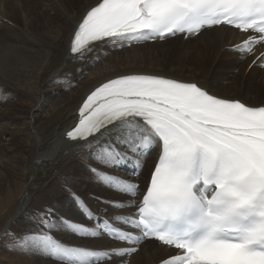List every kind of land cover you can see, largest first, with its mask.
Masks as SVG:
<instances>
[{
	"label": "snow or ice",
	"instance_id": "obj_1",
	"mask_svg": "<svg viewBox=\"0 0 264 264\" xmlns=\"http://www.w3.org/2000/svg\"><path fill=\"white\" fill-rule=\"evenodd\" d=\"M229 29L243 34L231 51L247 59L264 45V0H97L77 20L70 52L83 60L108 44ZM253 65L264 68V52ZM74 120L65 138L108 195L86 201L65 181L85 219L71 222L42 205L28 231L5 230L13 250L45 264H126L150 240L166 250L160 264H264V101L220 98L198 81L125 74L91 91ZM128 164L136 179L112 174Z\"/></svg>",
	"mask_w": 264,
	"mask_h": 264
},
{
	"label": "bare ground",
	"instance_id": "obj_2",
	"mask_svg": "<svg viewBox=\"0 0 264 264\" xmlns=\"http://www.w3.org/2000/svg\"><path fill=\"white\" fill-rule=\"evenodd\" d=\"M13 1L19 3L20 6L8 3L6 13L0 15L2 21L5 20L12 25L4 23L0 26V123L10 113L8 98L18 97V103L23 107L24 104L29 106L28 118L33 119L35 125L33 127L28 121L25 122L27 125L25 124L24 130L14 129L15 132L12 131L10 135L16 142L14 149L8 153L0 151V189L7 186L9 182L7 173L11 172L10 170L23 172L26 169L21 166L30 164L26 175L22 177L23 181L28 184L26 196L22 201L21 197L15 198V201L11 200L13 203L17 201V206L20 207L17 214L19 217L16 218V216L10 225V228L15 224L21 225L16 233H24L33 227L31 214L42 205L51 204L57 216L69 219L71 222H81L85 219L73 200L69 198L64 185L65 181H68L73 191L76 189L82 191V186L88 178V172L80 176L81 183L79 184L76 182L77 177L71 172L72 168H79L80 164L86 161L68 141L64 140V132L74 123L80 101L101 83L125 74H153L185 81H198L213 95L220 98L239 99L241 97L243 102L252 105L264 101V98L260 102L256 98L261 92L264 93V71H250L246 76V68L238 64L231 65L224 56L225 52L222 47L229 38L233 37L230 32H205L194 41L192 44L194 46L185 48V46L176 44V51H174V44L167 45L166 41L161 44H150V49L142 50L146 45L144 44L120 52L115 51L110 53L109 57H106L107 53L101 48H97L86 59L78 62L68 55L70 36L80 16L89 6L95 5L97 0ZM196 42L198 43L195 45ZM149 50L152 56L144 54ZM169 53L172 58L169 57ZM191 53L196 63H184ZM96 59H98L97 62L93 63ZM214 59L227 60L228 67L224 71H218V82L211 81L207 86L203 81L211 80L213 73L216 75L217 68L213 65ZM237 69L242 73L243 81H238L231 74ZM258 76H260L259 83L256 82ZM222 79L227 80L226 86L220 85ZM73 83L74 86H71ZM59 87L63 90L73 89L65 94H59ZM229 88L232 90L231 93ZM227 94L234 96L229 97ZM40 101L44 104L49 101L52 105L48 112H44L43 117L40 116V112L44 110L41 109L44 107L43 104L40 108L36 107ZM2 126L0 127L1 140L3 136L10 134L7 133L6 127ZM31 129H34L35 134L31 132ZM17 140L22 142H17ZM40 158H47V160L43 162ZM154 158L155 153L148 158V161ZM93 193L108 195L102 188L101 190L93 189ZM26 202H28L27 205ZM9 208L12 209V206ZM61 224H63L62 220ZM61 234L68 235L67 230L63 229ZM160 258L162 257L158 249L147 247L125 261L128 260L129 264H158ZM0 263L45 264V261L40 257L19 251H8L5 247L0 249Z\"/></svg>",
	"mask_w": 264,
	"mask_h": 264
},
{
	"label": "rangeland",
	"instance_id": "obj_3",
	"mask_svg": "<svg viewBox=\"0 0 264 264\" xmlns=\"http://www.w3.org/2000/svg\"><path fill=\"white\" fill-rule=\"evenodd\" d=\"M54 2H57V1H54ZM19 13V16H21V13L20 12H18ZM39 14H41V13H39ZM49 15L51 16V13H49ZM18 16V17H19ZM23 16V15H22ZM24 17V16H23ZM171 41V40H170ZM172 42H175V41H172ZM194 43V41L193 42H190L187 46H185V48H187L188 46H191L192 44ZM166 44L168 45L169 44V42L168 41H166ZM176 45H174V51H176V47H175ZM150 49L151 48V46H150V44H146V45H144L143 46V48H142V50H144V49ZM172 49V47L170 48V50ZM183 52V51H182ZM224 52V51H223ZM144 54H146L147 56H152L151 55V51L149 50V51H146V52H144ZM106 55V57H109L110 56V53H108V54H105ZM175 56H177V54L175 55ZM169 57H171L172 58V55H171V53H169ZM173 58H175V57H173ZM99 59V58H98ZM98 59H96L93 63H95V62H97V60ZM167 60L169 61V58H167ZM195 59H194V57H193V55H192V53L187 57V60H186V62H184V63H186V64H188V63H196V61H194ZM92 63V64H93ZM91 64V65H92ZM213 65L214 66H216V68H217V70L215 71L216 72V75H213L212 74V77H211V80H204L203 81V83L204 84H207V86H209V84H210V82L212 81V82H218V80H219V78H218V71H224L227 67H228V64H227V60H224V61H219V60H216V59H214V61H213ZM238 65H240V64H238ZM91 67V66H90ZM246 71V70H245ZM258 71H260V72H263L264 70H258ZM250 72H246V76L249 74ZM231 74L233 75V77L235 78L236 77V79L238 80V81H243L244 79H242L243 77H242V73L239 71V69H237V70H235V71H232L231 72ZM259 77L260 76H258L257 78H256V82H260V79H259ZM223 81V82H222ZM225 82V83H224ZM227 80H225V79H222L221 80V83H220V85H224V86H226L227 84ZM71 86H74V83L73 84H71ZM73 89V88H72ZM72 89H69V90H63V88H61V87H59V89H58V92H59V94H65L66 92H68V91H70V90H72ZM229 92L231 93L232 92V90L229 88ZM230 94H227V96H229ZM234 95H231V96H229V97H233ZM253 97V96H252ZM256 98H257V100L260 102V101H262L263 100V98H264V93H262L261 92V94H259L258 96H256ZM17 99H18V97L17 98H8V100H7V102H8V104L11 106V108H10V106H9V114L5 117V119L0 123V127H3L2 125H4L5 127H6V130H7V133H10V134H8L7 136H3L2 137V140L0 139V151H3V152H5V153H8V152H10L12 149H14V147H15V145H16V142L14 141V139H13V137H10V135H11V132L13 131V132H15V130L16 131H18V130H24L23 128H25V126L27 125V123H25V122H28L29 121V123H30V125H33V127H35V125H34V121H33V119L31 120V119H29L28 118V110H29V106H26V104H24V107H23V105L22 104H20V103H18L17 102ZM240 100H242L243 101V99L240 97L239 98ZM43 104V108H41V109H44V110H42L41 112H40V116H42L43 114V116H45V113L46 112H48V109H49V107H51L52 105H51V103L48 101V102H46L45 104L43 103V102H41L40 101V103H37V105H36V107L37 108H40L41 107V105ZM13 107V108H12ZM22 107V108H21ZM10 109H11V111H10ZM15 110V111H14ZM21 112H20V111ZM24 111V112H23ZM12 112V113H11ZM45 112V113H44ZM20 113H22L23 114V116H22V114H20ZM13 114V115H12ZM15 114V115H14ZM27 114V115H26ZM11 116V117H10ZM16 118H15V117ZM30 116H31V114H30ZM42 116V117H43ZM14 117V118H13ZM20 117V118H19ZM10 118V119H9ZM19 118V119H18ZM28 118V119H27ZM7 119V120H6ZM16 119V120H15ZM23 119H25V121L23 122ZM6 120V121H5ZM15 120V121H14ZM5 121V122H4ZM19 121V122H18ZM21 121H22V123H21ZM4 123V124H3ZM9 123V124H8ZM18 123V124H17ZM26 124V125H25ZM14 125V126H13ZM9 127V128H8ZM15 127V128H14ZM17 127V128H16ZM18 127H20V128H18ZM9 129V130H8ZM15 129V130H14ZM18 129V130H17ZM10 131V132H9ZM31 132L33 133V134H35L34 132V129L32 130L31 129ZM9 137V138H8ZM11 140V141H10ZM22 142L21 140H17V142ZM9 142V143H8ZM5 144V145H4ZM6 144H8V145H6ZM5 147H4V146ZM6 148V149H5ZM9 149V150H8ZM7 152H6V151ZM40 160L41 161H43V162H45V160H47V158H40ZM151 162V161H150ZM85 164L86 163H82V164H80V166H79V168H76V169H73L72 168V172H71V174L72 175H74L75 177H77L76 178V182L79 184V183H81V178H80V176H82V174H84L85 172H87V169H86V167H85ZM23 169H26V170H23L22 168H21V170H23V172L22 171H17V170H15V172H14V170L12 171V170H10L11 172H8L7 173V175H8V178H9V182H8V184H7V186L9 187H3V189H0V249H3V248H5L6 247V249L8 250V251H12L13 250V248H12V246H11V241H9L10 240V238H9V235H5V230L7 229L8 230V233L9 234H12V233H16V230L21 226L20 224H15V226L14 227H11L10 228V225H11V223L16 219V218H18L19 216L17 215L18 214V212H19V210H20V207L19 206H17L18 205V202L16 201V202H14L13 203V201H15V198H20L21 197V201H22V199H23V197L24 196H26V194H27V183L25 182V181H23L24 179L22 178L23 176H25L26 175V173H27V171H28V169L30 168V164L28 165V166H21ZM24 171H25V173H24ZM13 172V173H12ZM9 174H11V175H9ZM19 174V175H18ZM16 175V176H15ZM28 175V174H27ZM21 176V177H20ZM11 177V178H10ZM13 177V178H12ZM34 178H35V176L34 177H32V181L34 180ZM14 180H16V181H14ZM63 179H61V181H62ZM142 180V179H141ZM140 180V181H141ZM22 181V182H21ZM26 181H27V179H26ZM32 181H30V183H32ZM17 183H18V185H17ZM26 183V184H25ZM16 184V185H15ZM9 185H11V186H9ZM13 185H15V186H13ZM23 185H24V187H23ZM26 185V186H25ZM4 188H6V189H4ZM8 188V189H7ZM13 188H14V190H13ZM24 188V189H23ZM93 189H99V190H101V188L100 187H97L96 186V183L93 181V180H90L89 178H87V181L85 182V184L82 186V191H79L78 189H76V190H74L75 192H77L82 198H84L86 201L88 200V201H91L92 200V198H93V196L95 195V194H97V193H93ZM2 190H4V191H2ZM10 191V192H9ZM14 192V193H13ZM8 193H9V195H8ZM22 193V194H21ZM25 193V194H24ZM11 197V198H10ZM6 200H5V199ZM29 198V197H28ZM14 199V200H13ZM11 200H13V201H11ZM30 201V198H29V200H28V202ZM28 202H26V205L28 204ZM3 203V204H2ZM4 205V206H2V205ZM9 206H12V209H10L9 208ZM16 206V207H15ZM8 209V210H7ZM23 211V210H22ZM4 212V213H3ZM12 214V215H11ZM17 216V217H16ZM16 217V218H15ZM12 231H11V230ZM66 229V228H65ZM11 232V233H10ZM3 239V240H2ZM4 243V244H3ZM9 243V244H8ZM4 245V246H3ZM10 247H9V246ZM9 247V248H8ZM12 248V249H11ZM16 251V250H15ZM161 259V258H160ZM9 260H10V257H9ZM160 262V261H159ZM158 262V263H159ZM130 263V262H129ZM128 263V260L126 261V264H129ZM1 264V263H0Z\"/></svg>",
	"mask_w": 264,
	"mask_h": 264
}]
</instances>
